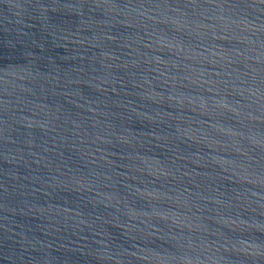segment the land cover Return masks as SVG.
I'll return each mask as SVG.
<instances>
[{"label": "water", "instance_id": "95a60500", "mask_svg": "<svg viewBox=\"0 0 264 264\" xmlns=\"http://www.w3.org/2000/svg\"><path fill=\"white\" fill-rule=\"evenodd\" d=\"M0 264H264V0H0Z\"/></svg>", "mask_w": 264, "mask_h": 264}]
</instances>
